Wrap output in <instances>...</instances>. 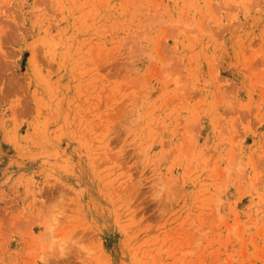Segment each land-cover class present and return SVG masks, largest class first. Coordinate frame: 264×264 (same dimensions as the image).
<instances>
[{
	"label": "rangeland",
	"instance_id": "obj_1",
	"mask_svg": "<svg viewBox=\"0 0 264 264\" xmlns=\"http://www.w3.org/2000/svg\"><path fill=\"white\" fill-rule=\"evenodd\" d=\"M0 264H264V0H0Z\"/></svg>",
	"mask_w": 264,
	"mask_h": 264
}]
</instances>
